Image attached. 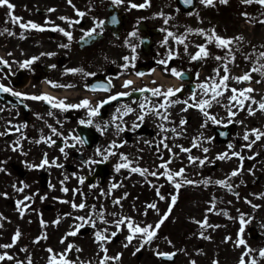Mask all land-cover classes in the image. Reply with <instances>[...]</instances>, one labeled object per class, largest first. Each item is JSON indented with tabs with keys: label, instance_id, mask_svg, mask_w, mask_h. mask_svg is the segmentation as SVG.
Instances as JSON below:
<instances>
[{
	"label": "flooded vegetation",
	"instance_id": "obj_1",
	"mask_svg": "<svg viewBox=\"0 0 264 264\" xmlns=\"http://www.w3.org/2000/svg\"><path fill=\"white\" fill-rule=\"evenodd\" d=\"M137 2L123 0L118 7H112L111 0L106 5L92 7L48 6L44 3L34 20L48 30H34L33 38L24 44H13L9 56L5 57L7 64L4 68L0 67V85L23 95L18 98L11 93L1 92L4 97H0V133H4L0 135V168L5 170L0 172V244H14L10 248L0 247V254L13 257L12 260L0 261V264H29V261L31 264H42L39 260L42 247L34 232L38 222L63 215V204L58 203L63 196L62 189H88L96 192L109 186L113 178L128 180L131 189V184L134 187L139 185L135 184L138 179L141 180L140 187L144 183L145 187L152 183L166 187L169 183L167 174L175 169L174 159L190 155L189 152L182 151L187 144L186 124L180 129L181 139L176 140V122L180 120L172 115L175 105L168 106L171 104V97L153 96L151 91H147L156 88H160L162 92L169 88L175 89L172 87L174 76L161 66L162 51L158 44L161 32L158 35L152 33L156 31L151 28H159L153 22L154 17L150 20L144 8H130V4ZM124 3L127 5H123ZM13 5V15L22 18L21 23L32 21L29 14L30 0H13ZM49 9L55 11L50 12ZM77 10L86 15L78 17ZM113 16L118 20L115 25L110 23ZM60 17L79 19L81 22L70 26ZM94 21L107 23L103 29H97L102 35L91 39L90 44L82 48L79 39L85 31L95 26ZM9 25L21 29L11 22V18ZM141 26H144L143 30ZM53 27L71 32L73 39L69 41L61 32L51 31ZM133 32L136 33L135 36L130 35ZM147 33L150 43L144 48L142 37ZM62 44L69 47H61ZM133 47L135 52L132 51ZM52 53L54 55H49ZM37 57L29 67H22L26 61ZM124 57H128V60ZM170 60L172 66L175 62ZM203 61L204 59L200 60V63L206 64ZM159 67L162 70L158 71ZM205 68L208 69L207 66ZM73 69L82 71L73 72ZM126 81H132V84L125 87ZM202 83L208 84L211 89L206 78L198 79L195 76L194 93L187 83H182L183 97L190 95L192 98L197 92L204 93L199 87ZM53 84L60 87H53ZM105 87L108 88L107 91L104 90ZM140 89L146 91L141 92ZM122 93L130 95H121ZM42 95L53 98L52 102L58 105L63 102V106L52 107L44 100L23 98ZM112 97L117 98L111 99ZM85 100L89 102L87 107L81 106ZM104 101L109 102L103 103ZM141 104L145 105L143 109ZM97 108L98 114L90 115ZM153 109L158 112L152 111ZM141 115L144 116L142 121L139 119ZM81 121L84 123L81 124ZM188 123L190 125L191 119H188ZM77 129L79 132H88V145L85 142L78 143L83 139ZM190 133L189 130V135ZM61 148L64 149L63 152ZM123 157H127V160ZM7 158L16 160L20 170L10 167L11 161L6 163ZM45 158L58 160L54 166L38 167ZM104 161L109 162L103 167V170L109 169V174L96 178L92 183L87 182L86 178ZM121 164H128V167L116 170L118 173L114 177L113 166ZM162 164H167V168H161ZM131 168L147 169L148 173L155 172L156 175L146 173L141 176L132 172ZM62 170L69 172L71 178H65L61 174L57 176ZM56 176L57 183H54ZM81 179L83 183L80 182ZM24 185L27 187L23 192L16 190ZM166 190L168 193L169 190ZM49 192H52L50 198ZM26 197L32 199L28 200ZM18 201H23L19 208ZM92 202L95 203L96 200H89L88 204L91 205ZM170 202H158V212L149 219L150 225L155 227L168 212ZM47 203L53 204L50 212L45 210ZM85 207L77 210L76 219L80 216L89 217L91 211L88 206ZM134 207L137 208V201L130 203V209L134 210ZM131 216L128 215V218ZM171 218H174V208L161 225L158 239L174 235V229H170ZM14 232H19L24 240L14 242ZM18 258L23 261L18 262Z\"/></svg>",
	"mask_w": 264,
	"mask_h": 264
},
{
	"label": "rangeland",
	"instance_id": "obj_2",
	"mask_svg": "<svg viewBox=\"0 0 264 264\" xmlns=\"http://www.w3.org/2000/svg\"><path fill=\"white\" fill-rule=\"evenodd\" d=\"M32 1L33 7L42 5L41 0ZM107 1L71 0L70 4L68 0H58V5L65 7H92L95 4L99 6L106 5ZM157 1L154 4L155 0H151L150 6L146 7L148 9L146 16L150 20H152L151 17L153 16L155 24L159 22L160 17L164 19L170 18L167 19V23L164 20L161 24L164 34L159 37V48L162 51H166L167 54H173L172 38L174 40V37L177 39H181V37L183 39L184 37L190 38L191 44L190 42L188 43L187 50L182 52L180 56H177L179 54L176 53L175 64L181 61V67L195 71L199 77L205 72L201 70L199 64L196 65L195 61H192L191 57L195 50L198 49L197 46H199L201 39L207 40L206 36L213 29L217 35L223 38L243 36L242 41H237L231 46L235 57L234 61L227 55L226 50L215 47L214 42L208 43L209 55L207 58L223 57V59L217 61L213 70L206 69L208 81L211 84L218 81L219 84L225 74L228 75L231 72L232 75H229L230 79L227 82L228 90L221 89L223 95L218 96L219 101L210 107L204 108L209 115L205 116L200 109L194 113L195 117L191 126L192 136L187 141V149L192 146V154L189 156L192 159L190 160L189 157L185 159V181H192L193 183H184L182 205L176 208V221L183 219L188 214L191 216L190 223L193 231H189L191 235L186 238L170 239V249L182 247V244L186 245L184 247L185 252L177 261V264H192L193 261L195 264H240L241 257H243L245 264H250L253 259L257 261V264H264V258L259 256V251L264 249V137L256 141L255 136L252 135L255 129L264 132V112L259 110V104L264 102V77H261L258 73H252L250 82L239 83L232 79V77H241L245 73L251 72L253 66L258 67L260 64H264V60L258 59V54L264 52V24L259 22L264 20V7L255 3L251 5L243 4L241 0H229L226 5L216 3L212 7L200 4L199 10L192 18L184 19L178 9L174 8L175 6L171 0ZM123 5L127 4L124 3ZM242 13H247L248 18H245ZM200 30L205 33L204 36H198L197 33ZM168 32H172L174 37H169L167 35ZM23 37L27 38V36ZM7 39H9L8 32L4 33V35L0 34V43H5ZM165 40H167V43H165ZM0 50L2 51L0 52L2 56L8 51L2 47H0ZM225 63L228 66L227 73L224 72L223 66ZM207 65H209V61ZM216 69L219 70L218 75L215 71ZM257 81L260 82L257 83ZM249 87L254 91L248 93L251 99L246 100L243 105L229 99L233 95L230 89L235 88L238 91H242ZM210 95L208 97L198 95L196 102L199 104L203 100H210L212 99V92ZM177 100L182 101L181 98ZM253 100L256 103H252L251 101ZM185 108L186 106L180 103L176 109L186 117L190 110L187 108L185 111ZM249 109L255 112V115H249ZM183 116H180L177 120H180ZM209 117H214L215 122ZM230 122H236L237 124L233 136L228 143L217 144L214 133L212 134V126H225ZM187 130L189 133L190 129L188 128ZM246 134L249 136L247 141L243 139ZM253 141L255 142L253 143ZM204 149H208V155H206ZM193 153L195 157L192 156ZM199 153L202 157H199ZM224 154H227L224 160L217 159L218 156ZM201 161L204 163L201 164ZM233 171H238L239 175L231 176ZM205 181H208V183H204ZM217 181H226L227 184L226 186H221L216 183ZM229 186L239 189L240 195L235 196L230 193L227 190ZM110 187L111 185L108 189ZM118 189L119 187L116 190ZM63 193L66 196V193ZM84 193L85 191L82 193L83 196ZM49 195L48 198H50ZM110 196L116 197L117 195H113L110 192ZM84 198L86 199L88 196ZM98 199L101 198L98 197ZM101 202L102 205L105 204L104 199H101ZM79 203L81 204V201ZM99 205L101 204L98 203L96 207L95 205L90 207L92 215L97 216L100 214L99 210H97ZM140 205L144 207V203ZM253 205L257 207L254 208ZM108 206L112 210L115 209V205ZM145 207L149 209L147 205ZM241 216L246 222L251 221L246 223L242 234L246 247L244 245L237 246V241L241 238ZM96 218L95 222H97ZM97 219H100L101 223H99L102 226H106V232L109 233V236L110 233L116 231L117 220L114 214ZM74 220L71 217L68 218V215H64L58 223L57 220L53 225H44L41 229L40 243H45L43 237L48 235L53 237L54 232L58 231L59 257L60 254H64L65 258L69 260L68 257L71 251L66 250L69 245H72V252L74 250L76 252L79 249L77 255L82 257L80 259L85 260L87 258L85 250H89L91 247V240L82 237L85 240L83 246L79 243L80 237L74 238V236L67 235L69 232L75 231L77 222H74ZM205 220L208 226L201 227ZM103 221H107V223ZM60 222H62V229L57 228ZM102 226H99L98 231L104 233L105 228ZM250 228H256L260 234L259 237L251 238L248 234ZM202 237H208V239ZM62 240L63 243H61ZM117 246H122V244L118 242ZM249 248L252 251L248 255H244ZM45 260L46 257H43L42 261L45 262ZM69 261L72 263L71 260Z\"/></svg>",
	"mask_w": 264,
	"mask_h": 264
},
{
	"label": "snow or ice",
	"instance_id": "obj_3",
	"mask_svg": "<svg viewBox=\"0 0 264 264\" xmlns=\"http://www.w3.org/2000/svg\"><path fill=\"white\" fill-rule=\"evenodd\" d=\"M68 2L71 4V0H68ZM199 2L203 5H205L206 7H212V6H215L216 3H219V4H227L229 2V0H199ZM111 3L114 5V6H119L123 3V0H111ZM183 3L185 5H191L193 3V0H183ZM241 3L243 4H248V5H251L253 3L255 4H258L260 5L261 7H264V0H241ZM150 6V0H145V3L144 4H140V5H136V4H130V8H145V7H148ZM3 7H6L8 10H9V13L8 15L10 16L11 18V22L14 23V24H17L19 25V27L21 29H24V30H36V31H40V32H43V31H46L48 29H45L44 27H41L40 25H37L31 21L27 22V23H21V19L20 17H17L15 15H13V12H14V8L15 6L10 3V0H0V8H3ZM50 12L52 11H55V9H49ZM76 15L80 18H83L86 13L85 12H81L79 10L76 11ZM242 15L245 16V18H248L247 16V13H242ZM59 19L61 20H65L70 26L73 25V24H79L81 21L79 19L77 20H68V18L66 17H60ZM167 19H170V18H166L165 19V23H167ZM261 24H264V20H261L259 21ZM107 22L106 21H94V24L95 26L93 28H91L90 30L88 31H85L84 34H83V37H82V40L81 42L83 44H87L88 41L90 39H95L96 37L102 35V32H98L97 29H103L105 24ZM110 23L115 25L118 23V20L116 19L115 16H113L110 20ZM51 31H57V32H61L65 37H67V39L69 41H71L73 39L72 37V33L69 32V31H66L64 30L63 28H59V27H53L52 29H50ZM5 32H7L8 30L7 29H4ZM189 31H191V29H189ZM198 35H201V36H204L205 33L203 32V30H200L198 33ZM9 35H14V33H9ZM131 36H135L136 33L133 32L130 34ZM167 35L169 37H174V34L172 32H168ZM21 39L25 38L23 36L20 37ZM206 39H207V42L209 44L211 43H215L216 47L217 48H220V49H223V50H226L227 51V55L229 57H231V60L234 61L235 57L232 53V45L237 42V41H242L243 40V36H237L235 38H223L219 35L216 34L215 30L213 29L211 31L210 34H208L206 36ZM178 43L180 44H184V39L181 38V39H178L177 40ZM165 43H167V40H165ZM61 47H64V48H67L69 47V45L67 44H62ZM199 48V51L193 55L191 57V59L193 61H198V60H203L205 58L208 57L209 53L207 51V46L206 45H203V46H197ZM185 50H187V45L185 44ZM133 52H135V47H133L132 49ZM49 55H54V53L52 54H49ZM172 55L171 53L169 54V59H172ZM38 59L37 58H33L31 60H28L26 61L22 67L24 68H27L29 67L31 64H33L35 62V60ZM124 59L127 61L128 60V57H124ZM132 59L134 60L135 59V56L132 57ZM216 60H221L223 59V57L221 56H216L215 57ZM258 59L259 60H264V52H260L258 54ZM0 63H5L4 61H0ZM160 63L164 64L165 61H160ZM54 67V66H53ZM224 72L227 73L228 72V66L227 64H225L224 66ZM73 72H80L82 71L81 69H73L72 70ZM217 72V75L219 74V70L216 69L215 70ZM252 73H258L261 77H264V64H260L258 67L257 66H253L252 69H251V72H248V73H245L243 76L241 77H232V79L236 80L237 82L239 83H243V82H250L251 79H252ZM170 74L172 76H175L176 78L178 79H182L184 76H185V73L183 72H178L176 71L175 68L171 69L170 71ZM85 75H89L87 73H85ZM140 75H143L142 73ZM230 79L229 75L225 74L221 80H220V83L217 84L215 82H213L210 86L211 88V92H212V99L215 100L218 96H221L223 95V91H221V89L223 90H228V86H227V82L228 80ZM260 81H257V83H259ZM132 84V81H126L125 82V87H128ZM53 87H60V85H56V84H53L52 85ZM70 87V86H69ZM199 87L201 89L204 90V93L207 94L208 91H209V85L208 84H205V83H202L199 85ZM105 91L108 90L107 87L104 88ZM139 91L143 92V91H146V89H140ZM147 91H151L152 92V95L153 96H160V95H163L165 97H172V96H176L178 93L182 92L183 91V88H176V89H171L169 88L166 92H162L160 88H156V89H151V90H147ZM230 91L233 93V95L229 98L231 101H236L238 104L240 105H243L245 103L246 100H250L251 97L248 96V93H251L253 92L254 90L252 88H245L243 89L242 91H238L237 89L235 88H232L230 89ZM0 92H4V93H11L12 96L14 97H22V93L20 92H13L10 88H7V87H4L3 85H0ZM121 95H130V93H122ZM24 99H30V100H44V101H47L48 103H50L52 105V107H58V106H63V102H60V104H56V103H53V98L47 96V95H42V96H24L23 97ZM117 97H112L111 99H116ZM192 99H195V96L192 97ZM109 101H104L103 103H108ZM252 103H256V101H251ZM166 104H168V102L166 101L165 102ZM174 103H185L187 104V101H175ZM89 104V102L87 100L83 101L82 105L81 106H84V107H87ZM102 106V105H101ZM168 106L170 107L171 104H168ZM197 107H199V109L204 112V108L205 107H210L211 106V101L209 100H203L202 102H200L198 105H196ZM145 107V105L141 104V108L143 109ZM161 107H165V105H161ZM189 107H191V105H189ZM185 111L187 110V108L184 109ZM259 110L264 112V102L260 103L259 104ZM152 111H157L156 109H153ZM98 114V108L97 109H93L90 113V115L92 116H95ZM248 114L249 115H255V112H253L251 109L248 110ZM204 115L207 116L208 113L207 112H204ZM139 119L142 121L144 119V116L141 115L139 117ZM164 119H167L166 116H164ZM209 119H212L214 122H215V118L214 117H209ZM84 121H81V124H83ZM89 124H91V121L88 122ZM181 123H185V121H181ZM121 131H123V129H120ZM164 130V129H162ZM55 131V130H53ZM172 131H175L174 129ZM0 135H4V133H0ZM252 135L255 136V140L258 141L261 139V137H264V132H260L258 129H255L253 130L252 132ZM50 139V138H49ZM243 139L245 141H247L249 139V136L246 134ZM85 141L83 140H80L78 141V143H84ZM255 141H253L254 143ZM229 147H231V145H229ZM15 150V149H13ZM64 149L61 148V152H63ZM182 151H190V149H182ZM205 152L208 151V149H204ZM226 155L227 154H224V155H220L217 157V159L219 160H224L226 158ZM106 159V158H105ZM124 160H127V157H123ZM189 159L191 160L192 157H189ZM2 163V162H0ZM204 162L201 161V164H203ZM45 166H53V165H49V162L48 160L45 158L43 160V162L38 166L40 168H44ZM57 166H60L62 167V165H57ZM31 167V166H29ZM128 167V164H121V165H118L117 166V171L120 170V168H127ZM161 168H167V164H162L160 165ZM132 172H135V173H139L141 176H145V174H149V175H153L155 176L156 173L155 172H152V173H148V170L147 169H140V168H131L130 169ZM5 171L3 168H0V172H3ZM183 169H181L179 172L175 173V175L171 174V173H168L167 174V179L170 183H172L175 179V177H183ZM239 175V172L238 171H233L231 173V176H237ZM81 183H83V179H81L80 181ZM182 183H193L192 181H182V182H176L174 183V187L175 189L177 190V192L179 191V189L181 188L182 186ZM204 183H208V181H205ZM217 184H220L221 186H226L227 182L226 181H217L216 182ZM27 185H24V187H20V188H17L16 190L19 191V192H23L24 191V188H26ZM115 187V185H114ZM62 191L64 192H67L68 189L67 188H64L62 189ZM157 194L159 195V190H157ZM6 196V194H3ZM26 199L30 200L32 199V197H26ZM160 199L163 200L165 199V197L163 196H160ZM176 201H177V196L173 195L171 197V204L169 206V210L167 213H165L161 218L160 220L158 221V223L155 225V227H153L152 225H146L144 227H141L139 226L138 224H134L130 218H121L120 220H118L116 222V227L119 229L120 226L122 224H125V221L127 220V224H126V227H127V230L129 232V235L125 238L126 239V243L124 245V247H128V245H130L132 243V241L134 239H136L137 237L141 238L142 239V243L140 244L139 247L136 248V252H139L141 251V249L145 246V245H149L151 244V242L157 238V235H158V231L161 227V225L168 219L169 215L171 214V210H172V207L175 206L176 204ZM63 202H67V201H63ZM116 203L118 204L119 201H116ZM250 203V202H249ZM23 204V201H18L17 202V207L19 208L20 205ZM84 204H80V205H75L73 204V208H80V209H83L84 208ZM148 208L150 209H156V205L155 204H149L147 205ZM253 207H257L256 205H253ZM23 212V210H21ZM147 213H145L146 215ZM101 217L103 216V213L101 212L99 214ZM77 219L79 220H84L83 217H77ZM90 219V218H89ZM59 221H57L58 223ZM104 223H107V221H103ZM251 221H245V219L243 218V216H241V219H240V223H241V228H240V235H241V238L237 241V246H241V245H244L246 247V242L245 240L242 238V234L244 232V228H245V225L246 223H250ZM85 223H89V221H85ZM2 226V225H0ZM91 226H95V223L94 222H91ZM207 221L205 220L202 224H201V227H207ZM77 231L83 227V225H77ZM77 231H73V232H69L67 235L69 236H75L77 235ZM106 231V229H105ZM118 235V232H112L110 233V236H105L102 232H96L95 234V239L98 243L101 244V251L105 253L104 257L100 260V264H108V261L110 260H115V261H118L120 259V256L117 255L115 257H109L107 256V248L106 247H103V244L104 243H107V242H111V238H115L117 237ZM20 237V233L17 232L16 235L13 237V241L15 242L16 240H18ZM44 239H46L47 237H43ZM204 239H208V237H202ZM61 243H63V240L61 241ZM14 244H7V245H0V247L2 248H10V247H13ZM73 248L72 245H69L68 246V249L66 251H71ZM24 251H26V249H24ZM47 251H49V253L52 252V249H48ZM77 251H79V249H77ZM252 249H248L247 252L244 253V255H248L249 252H251ZM135 255V253H133ZM157 255L158 257L162 258V259H165V260H172L173 257L176 255V253H162V252H157ZM259 256L261 258H264V249H261L259 251ZM13 257L10 256V255H0V261H4V260H12ZM29 264H31V261H29ZM50 264H71V262L69 260H67L64 256V254H60V259L57 260V257L56 255H52L51 258H50ZM192 264H195V262L193 261ZM240 264H245V261L243 259V257H241V260H240ZM250 264H257V261L255 259L251 260Z\"/></svg>",
	"mask_w": 264,
	"mask_h": 264
},
{
	"label": "water",
	"instance_id": "obj_4",
	"mask_svg": "<svg viewBox=\"0 0 264 264\" xmlns=\"http://www.w3.org/2000/svg\"><path fill=\"white\" fill-rule=\"evenodd\" d=\"M182 1V0H181Z\"/></svg>",
	"mask_w": 264,
	"mask_h": 264
}]
</instances>
